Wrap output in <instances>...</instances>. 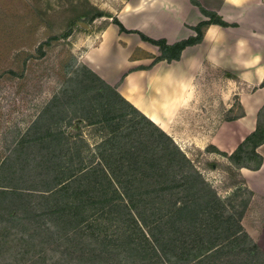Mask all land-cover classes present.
<instances>
[{
    "label": "trees",
    "instance_id": "1",
    "mask_svg": "<svg viewBox=\"0 0 264 264\" xmlns=\"http://www.w3.org/2000/svg\"><path fill=\"white\" fill-rule=\"evenodd\" d=\"M190 2L208 19L192 27L195 36L173 44L127 30L118 19L116 23L121 31L138 32L158 47L160 54L152 65L171 63L186 47L202 41L206 26L230 25L200 0ZM75 22L61 37L73 33ZM56 38L41 45H51ZM71 73L75 75L69 82L80 91L68 93L72 89L68 82L41 115V126L35 123L29 138L24 135L1 163L0 213L18 218L35 211L54 215L64 230L92 228L91 235L107 246L126 245L128 257L136 251L139 264H146L143 259L147 264H264V250L242 223L256 194L241 172L243 167L257 170L263 164L257 149L264 144V105L255 130L233 152L208 145L198 148L201 159L182 149L91 68L81 65ZM60 110L69 114L70 123L81 120L106 131L92 158L85 156L91 149L82 134L62 128L60 122L67 117L60 116ZM213 153L222 159L210 157ZM204 169L224 171V181H230L225 189L233 192L222 195ZM240 194L246 197L234 203ZM109 226L121 230L117 238L102 236Z\"/></svg>",
    "mask_w": 264,
    "mask_h": 264
},
{
    "label": "rangeland",
    "instance_id": "2",
    "mask_svg": "<svg viewBox=\"0 0 264 264\" xmlns=\"http://www.w3.org/2000/svg\"><path fill=\"white\" fill-rule=\"evenodd\" d=\"M150 2L151 0H0V165L14 152L24 135L25 139L29 138L35 123L39 122L41 126V115L53 98L66 87L70 77L75 75L71 73L72 68L81 65L89 67L82 59L84 56L87 60V51L96 53L97 48L102 46L105 55L101 59L106 67L113 69L119 65L118 61L122 60L124 52L119 50L122 42L115 41L119 37L117 32L120 28L116 20L126 6L134 7L138 3L143 7ZM99 12L103 16H97ZM72 20L76 21L73 33L69 37H61ZM52 36L57 38L51 45H41ZM131 37L137 38L135 35ZM130 51L129 55L137 53L134 49ZM219 76L224 77L223 72H210L203 82L208 92L206 99L196 104L197 109H193L190 116L185 112L180 114L177 125L181 127L183 137L186 133V139L195 133L189 122H210L206 126L211 131L220 118L231 116L229 113L222 116L217 111L219 102L214 94L218 85L225 86V82H219ZM71 87L68 91L70 94L80 91L78 85L69 82L68 88ZM236 112H241V109ZM59 115L67 117L60 122L63 129L72 134H82L84 143H88L91 149L85 156L92 158V150L105 138L106 131L99 124L90 125L81 120L70 123L69 114L66 115L61 110ZM44 122L43 128L48 121L45 119ZM181 146L195 158L199 155L202 159L204 156L197 153L198 147L195 145ZM216 156L221 158L216 153L210 155ZM203 172L221 190L222 195L227 196L229 192H233V189H225L230 181H224V171L204 169ZM243 197L246 195L235 196L233 202L238 204ZM251 205L253 208L246 217L248 225L253 222V210L264 212V197L254 196L247 211ZM21 214L18 218H13L6 211L0 213V264L141 263L136 251L132 252V257H128L126 245L121 248L111 247L113 244L107 246L101 239L91 235L92 228L71 227L64 230L62 223L54 215H41L35 211L24 213V216ZM255 223L260 224L261 220L257 218ZM103 230L102 236H107L108 239L117 238L121 231H117L114 226ZM142 262L147 264L148 261L143 259Z\"/></svg>",
    "mask_w": 264,
    "mask_h": 264
},
{
    "label": "crops",
    "instance_id": "3",
    "mask_svg": "<svg viewBox=\"0 0 264 264\" xmlns=\"http://www.w3.org/2000/svg\"><path fill=\"white\" fill-rule=\"evenodd\" d=\"M200 1L230 25L206 26L202 41L186 47L179 60L152 65L160 54L158 47L143 40L138 32L128 33L120 28L115 41L122 42L118 49L124 54L118 66L106 67L101 59L105 55L102 46L96 53L87 51V60L84 56L82 59L180 146L205 149L214 145L231 153L255 130L264 105V0ZM207 19L190 0H151L143 7L138 3L134 7L128 5L118 18L127 30L164 38L169 44L195 36L192 27ZM133 35L137 38L133 39ZM133 49L137 53L129 55ZM214 70L223 72L219 82H225V86L218 85L214 94L219 102L217 111L231 116L220 118L211 131L206 126L210 122L188 121L195 133L186 139V133L183 137L177 125L178 118L183 112L193 114L196 104L206 99L208 92L203 82ZM239 108L241 112H236ZM257 151L263 156L261 167H243L241 172L247 186L264 197V144ZM252 208L251 205L243 225L264 250V212L253 210V222L248 225L246 217ZM257 218L260 224L255 223Z\"/></svg>",
    "mask_w": 264,
    "mask_h": 264
}]
</instances>
